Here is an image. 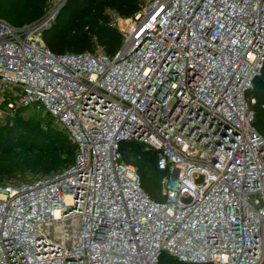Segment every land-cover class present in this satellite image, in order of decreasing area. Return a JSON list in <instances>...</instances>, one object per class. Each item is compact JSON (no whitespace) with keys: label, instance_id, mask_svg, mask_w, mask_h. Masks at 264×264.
<instances>
[{"label":"built area","instance_id":"1","mask_svg":"<svg viewBox=\"0 0 264 264\" xmlns=\"http://www.w3.org/2000/svg\"><path fill=\"white\" fill-rule=\"evenodd\" d=\"M52 21L0 17V115L47 113L75 145L62 171L0 184V264H259L264 137L247 93L264 0H146L112 56L52 52ZM128 142L164 171L162 201L124 160Z\"/></svg>","mask_w":264,"mask_h":264},{"label":"trees","instance_id":"2","mask_svg":"<svg viewBox=\"0 0 264 264\" xmlns=\"http://www.w3.org/2000/svg\"><path fill=\"white\" fill-rule=\"evenodd\" d=\"M49 0H33L23 11H15L10 17L13 26H23L39 20L45 14ZM146 0H68L65 10L69 19L65 24L52 21L41 31L43 43L54 53H79L100 46L104 53L112 56L122 44V34L116 25L110 22L109 12L128 18L138 12ZM3 0H0V17H3ZM84 16L83 22L78 21ZM251 95L256 99L254 105V127L263 125L264 117V64L260 74L255 78ZM261 105H263L261 107ZM25 110V108H20ZM29 110V109H27ZM43 117L23 118L16 112L11 118L0 124V184L29 182L36 176H48L68 167L74 161L75 145L68 139L62 128L54 129L43 122L46 117L53 123L52 117L43 112ZM264 132V131H263ZM262 135V134H261ZM263 136V135H262ZM123 158L133 164L140 176L144 192L155 201H162L160 180L164 176L157 164L154 154L141 151L139 146L121 145ZM19 176V177H17ZM16 179L17 182L12 181ZM44 178V177H42ZM40 179V178H38ZM4 180L5 182H1ZM161 264H183L175 259Z\"/></svg>","mask_w":264,"mask_h":264},{"label":"rangeland","instance_id":"3","mask_svg":"<svg viewBox=\"0 0 264 264\" xmlns=\"http://www.w3.org/2000/svg\"><path fill=\"white\" fill-rule=\"evenodd\" d=\"M68 0H49V2L47 3L46 7H45V14L46 15H50L52 14L53 16V21H58L59 24H65L66 21L69 19V14L68 12L65 10V4ZM33 0H3L2 3V9L4 11V19L9 23V21L11 22V15H13L15 13V11H23L28 5L32 4ZM109 16H110V22L112 25H116L117 28L119 29V31H126L131 23V18L132 16L128 17V18H123L118 16L115 12H109ZM85 19L84 16L80 17L78 19V21L83 22ZM3 95H7L4 94ZM251 96V93H247V97ZM5 100H3V98L1 97V93H0V110H5ZM16 112L17 115L25 118H33V117H43L42 113H37V112H31V110H22L20 108L14 109L12 113ZM11 114H2L0 115V124H5V121L9 118H11L10 116ZM263 121V125L262 127L259 129V131L261 132V134L264 137V117L261 118ZM51 121L50 117H46L45 121L43 122V127H45L46 125H48L49 127H53L54 129H58L59 127L57 125H55L54 123H50V124H46V122ZM53 121V120H52ZM47 126V127H48ZM47 127H45L47 129ZM128 144L131 145H135L134 143L128 142ZM136 146H139L138 144H136ZM140 147V146H139ZM49 174L48 176L53 175ZM19 177V176H17ZM42 177H46V176H36L35 178H42ZM34 180V178L32 179H27L26 181H31ZM12 181H16V179H12ZM1 182H5L4 180H2ZM186 201V200H184ZM164 261H170L172 260L170 257H163Z\"/></svg>","mask_w":264,"mask_h":264},{"label":"water","instance_id":"4","mask_svg":"<svg viewBox=\"0 0 264 264\" xmlns=\"http://www.w3.org/2000/svg\"><path fill=\"white\" fill-rule=\"evenodd\" d=\"M259 264H264V223H263V256H262V261Z\"/></svg>","mask_w":264,"mask_h":264}]
</instances>
